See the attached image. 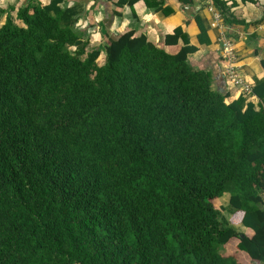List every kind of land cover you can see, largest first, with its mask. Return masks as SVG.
I'll return each instance as SVG.
<instances>
[{"label":"trees","instance_id":"trees-1","mask_svg":"<svg viewBox=\"0 0 264 264\" xmlns=\"http://www.w3.org/2000/svg\"><path fill=\"white\" fill-rule=\"evenodd\" d=\"M84 11L28 0L23 25L0 11V264H264V80L259 108L228 102L182 27L164 38L186 41L176 53L130 29L100 63Z\"/></svg>","mask_w":264,"mask_h":264},{"label":"crops","instance_id":"crops-1","mask_svg":"<svg viewBox=\"0 0 264 264\" xmlns=\"http://www.w3.org/2000/svg\"><path fill=\"white\" fill-rule=\"evenodd\" d=\"M28 0H3L0 3L1 21H5L8 15L20 25L23 22L17 19L18 10ZM42 4H48L51 0H38ZM119 0H68L72 6L79 2L85 10L78 27L86 32L89 37L90 47L102 49L100 59H105L104 45L108 37L117 36L119 33L134 29L138 33L144 32L148 39L155 44L164 45V48L172 53L178 52L185 44L182 38L177 44H164V38L168 34H174L175 29L182 27L188 35L189 44L197 49L188 55L190 63L196 69L209 71L214 80L215 89L229 92L228 102L237 99L241 95L235 89H231L223 74L222 48L218 40L220 30L216 26L209 4L212 0H193L186 4L180 0H158L156 5L149 6L145 0L137 1L133 6L125 4L117 5ZM235 1L231 12L239 20L249 25L231 24L225 25L226 30L234 40L239 57V65L249 82L254 86L256 80H264V21L253 24L264 17V0L242 2V0H229V4ZM200 15L207 26V33L200 39V26L196 17ZM259 108V98L252 94L246 97ZM230 198V196H229ZM239 231H247V228L238 223ZM234 239V244H238ZM240 252V251H239ZM245 264L252 263L246 254L240 252Z\"/></svg>","mask_w":264,"mask_h":264},{"label":"built area","instance_id":"built-area-1","mask_svg":"<svg viewBox=\"0 0 264 264\" xmlns=\"http://www.w3.org/2000/svg\"><path fill=\"white\" fill-rule=\"evenodd\" d=\"M209 8L212 11L214 22L220 30L218 40L222 48L223 74L226 82L231 89H235L240 95L245 97L252 95L253 85L248 81L239 65L235 43L226 30L223 17L214 6L213 1L209 4Z\"/></svg>","mask_w":264,"mask_h":264},{"label":"rangeland","instance_id":"rangeland-1","mask_svg":"<svg viewBox=\"0 0 264 264\" xmlns=\"http://www.w3.org/2000/svg\"><path fill=\"white\" fill-rule=\"evenodd\" d=\"M103 60H99V62L101 63ZM229 192L225 193L221 198H219V201L217 203L218 206H220V208H222V211H223V214L225 216H229V213H228V202H229Z\"/></svg>","mask_w":264,"mask_h":264},{"label":"clouds","instance_id":"clouds-1","mask_svg":"<svg viewBox=\"0 0 264 264\" xmlns=\"http://www.w3.org/2000/svg\"><path fill=\"white\" fill-rule=\"evenodd\" d=\"M3 2V0H0V3H2Z\"/></svg>","mask_w":264,"mask_h":264}]
</instances>
